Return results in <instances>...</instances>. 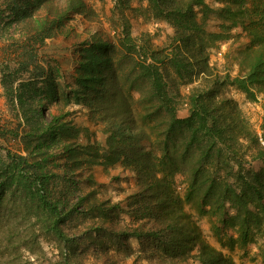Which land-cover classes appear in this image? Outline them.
<instances>
[{
    "label": "trees",
    "instance_id": "obj_1",
    "mask_svg": "<svg viewBox=\"0 0 264 264\" xmlns=\"http://www.w3.org/2000/svg\"><path fill=\"white\" fill-rule=\"evenodd\" d=\"M114 8L118 42L90 34L73 61L41 50L49 54L47 40L58 34L77 36L63 30L73 13L97 17L87 0H0L1 86L24 125L13 133L24 153L7 150L0 162V205L22 200L13 226L20 246L54 244L47 264H88L89 255L90 264H114L119 252L134 253L132 239L146 255L160 254L144 245L151 241L186 258L198 245L208 250L190 204L229 250L261 239L264 260V113L258 131L229 93L248 102L262 96L264 112V0H115ZM129 13H146L172 33L161 44L150 35L137 43ZM82 112L103 139L75 122ZM95 164L129 173L135 187L118 200L79 193L76 178L91 183L83 171ZM217 256L205 264H234Z\"/></svg>",
    "mask_w": 264,
    "mask_h": 264
},
{
    "label": "rangeland",
    "instance_id": "obj_2",
    "mask_svg": "<svg viewBox=\"0 0 264 264\" xmlns=\"http://www.w3.org/2000/svg\"><path fill=\"white\" fill-rule=\"evenodd\" d=\"M87 1L94 7L97 17L88 20L80 14L73 13L63 30L71 28L77 36L73 33V36L70 38H64L62 34H58L54 39L47 40L48 46H54V48L49 51V54L44 52V50H41V57L50 59L49 56L54 55L51 53L56 50L58 51V57H60L61 60L70 58L74 61V58L76 57L75 51L78 49L79 43L90 34H99L110 39V41L114 43L118 42L121 37V20L119 12L114 8L115 0ZM128 17L130 21L131 35L135 38L137 43H143L144 40L149 37L148 35H150L155 43L161 44L162 42H165L168 36L172 33V29L166 23L151 19L146 13L143 15H133V13H129ZM215 25V21L208 20L207 27L209 30H214ZM230 44L231 40L221 42L220 52L223 53L226 51ZM76 45L77 49L74 50ZM3 48L4 41L0 38V59L3 56ZM1 67L0 60V69ZM229 93L240 102L244 113L249 117L255 129L260 131V125L264 113L261 105L263 97L260 96V102H248L240 92L229 89ZM50 109V111H47L48 116L54 111L53 107ZM184 114L185 111H180V115ZM75 122L89 125L93 130L97 131V138L103 139L101 132L98 130L99 127L88 122L85 113H79L75 117ZM20 123H22L20 115L18 117L16 109H14L13 105L7 99L4 89L1 86L0 72V129L1 131L6 132L5 135L8 139L6 140L4 138V141L3 138H0V162L4 161L3 157L7 150L24 153V146L20 141V136L14 137L13 135L15 130H17V134H21L24 125H21ZM50 167L54 171L57 169L52 164H50ZM92 169L91 172L83 171V173H88V176L92 180L91 183H82L80 182L81 180H79V177L76 178L78 186L81 188L79 193L87 191H96V193H100L102 191H107L113 200H118L122 199L127 191L135 187V180L129 173L120 174V171L117 169H111L109 173H106L100 164H95ZM58 172L60 173L59 169ZM118 175H122L121 177L124 178L118 177ZM176 186L177 191L183 196L185 184L182 183L181 178H177ZM15 197L19 196L16 195ZM22 205V200L19 199L16 201L8 200L0 205V264H47L48 261L55 260L57 252L54 244L43 239L34 242L29 241L28 247H31L30 251L26 250L28 248L20 246V242L15 235L13 226L16 224V220L21 216L23 209ZM185 210L194 217L195 223H197L202 229V236L206 241L208 250H205V248L198 245L190 253L191 256L187 255L186 258L179 256L171 258L163 254L160 248H156L154 242H144V245L145 243L146 246L152 245L154 250L157 253H160L157 258L156 256H149V254L146 255L144 252H141L143 244L132 239L130 245L134 249V253L132 252L131 255L128 256L127 254H123V252H117L121 256L116 259L114 264H205L216 257H220L217 256L218 253H221L222 258H230L234 264H264V260L260 257L257 250V246L261 243V239H258L257 243L251 244L244 249L236 246L233 250H229L217 241L210 231L208 219L198 217L193 205L185 204ZM125 220L124 224L129 222L128 218H125ZM27 237L29 238V235ZM110 253L114 254L116 253V250L111 248ZM138 255L140 256L136 258ZM134 259L136 260L134 261ZM93 260V257L89 255V258L86 259V263L90 264Z\"/></svg>",
    "mask_w": 264,
    "mask_h": 264
},
{
    "label": "built area",
    "instance_id": "obj_3",
    "mask_svg": "<svg viewBox=\"0 0 264 264\" xmlns=\"http://www.w3.org/2000/svg\"><path fill=\"white\" fill-rule=\"evenodd\" d=\"M222 52H220V54H221ZM262 142V144L264 145V141H261Z\"/></svg>",
    "mask_w": 264,
    "mask_h": 264
}]
</instances>
